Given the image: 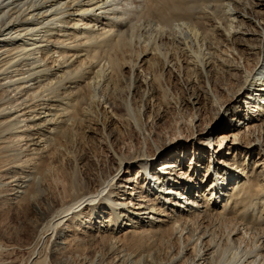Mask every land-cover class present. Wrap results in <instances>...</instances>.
<instances>
[{"label": "bare ground", "instance_id": "1", "mask_svg": "<svg viewBox=\"0 0 264 264\" xmlns=\"http://www.w3.org/2000/svg\"><path fill=\"white\" fill-rule=\"evenodd\" d=\"M177 1L183 5L184 0ZM227 1L235 14L224 11V33L221 26L202 28L200 18L193 23L187 14L174 19L176 0H0V219L5 207L16 206L25 213L32 238L47 243L42 251L38 245L32 248L27 264H71L70 259L112 264L113 255L118 262L150 264L160 249L182 241L183 252L162 264H264V141L251 140L252 133L264 131V0ZM145 18L167 38L150 49L146 45L133 63L128 42ZM188 19L201 32L207 53L193 51L190 37L166 32ZM167 42L177 52L161 63L172 65V75L188 74L189 98L180 99V106L193 122L198 116L197 145L210 158L202 164L204 172L202 157L185 170V146L173 148L182 143L176 128L174 136H161L169 102L160 92L161 75L155 67ZM229 49L237 55L231 57ZM219 73L237 81L232 90L215 80ZM136 102L140 118L131 106ZM153 106L158 113L155 130L143 120L146 115L151 119ZM97 116L105 136L94 128ZM132 132L144 137L147 148L123 153L125 141L119 136L133 139ZM91 134L108 142L113 154L101 178H87L88 185L80 190L61 158L76 136L89 139ZM257 150L256 163H247ZM52 170L63 175L69 202L45 197ZM7 230L0 228L5 239L0 256L7 252L11 257L20 247L31 250L30 243L12 242ZM236 244L234 256L222 261ZM1 261L14 263L11 258Z\"/></svg>", "mask_w": 264, "mask_h": 264}, {"label": "rangeland", "instance_id": "2", "mask_svg": "<svg viewBox=\"0 0 264 264\" xmlns=\"http://www.w3.org/2000/svg\"><path fill=\"white\" fill-rule=\"evenodd\" d=\"M177 2L178 1L176 0L175 4L173 3V5H176V8H173L171 11V14L172 13L173 14L172 15L170 14L174 19H178V17L179 18L180 17L186 18V16H187V17L191 18V21L193 23H197L199 21L198 18H200L202 28H206L205 26H207L209 28L221 26L222 29H221V27L218 29H221L222 32H224V33H225V31H224L225 25L224 24H226L225 19L227 16V15L223 16L224 13L226 14V12H224V11H227L229 14H235V12L233 10L231 12H229V9H232V7H229V5H228L229 1H227V0L226 1H217V2L212 1V0L211 1H208V0H184L182 2L183 5L179 2H178V4H179L178 5ZM185 6H186V8H185ZM225 6L227 8H225ZM190 7H192V8H190ZM182 8L184 10H182ZM193 8H195V9H193ZM187 11L188 12L192 11V12L188 13ZM183 12H186V13H183ZM196 14H197V16H196ZM181 15H183V16H181ZM184 15H186V16H184ZM192 16H193V18H192ZM233 17H234V15H233ZM195 18H196V20H195ZM220 18L223 20H221ZM149 19L148 18L141 19V21L136 26V29L134 30L135 35H133V37L128 42L129 46H127V48L130 50L129 51L130 52L129 59L132 60L133 63H135V61L137 60L136 59L137 53L144 51L146 45H148V49H150L151 47H154L156 43L159 44V39L161 38L160 32H158L159 28L157 27L155 22H153L151 19L150 20ZM189 20L190 19H188V21L183 20L182 22L180 21L179 23L175 22V27L172 26L175 29H173L172 27L167 28L166 30H168V31H166V32L169 33L170 31H172L173 33L177 34V36L182 34V35H185V37H188V38L190 37L188 40H193V43L191 44V46H193V51L202 52V54H203V52L207 53L206 46L204 47L201 45L202 44L201 32L193 29V27L190 25L191 22H189ZM234 22H237V19ZM212 23H213V26H212ZM204 24H206V25H204ZM218 31H219V34L222 33L220 30H218ZM238 31H240V30H238ZM231 32L233 34L234 30L232 29ZM215 34H217V33H215ZM211 36L212 35L209 34L208 39L213 40V38ZM228 37L226 34V38H228ZM165 38H167V37L164 36V38H161V39H165ZM168 43H169V45H168ZM165 44H164V46H161V52L163 54H162L161 59H160V57H159V59H157L159 61V63L155 67L157 73H160V75H161L160 80L162 81V83L160 84V86H161L160 92L162 91L161 94H164V95L166 94L167 102H169L168 103L169 106L167 108L168 112L166 114L165 121L163 122V124H161L162 126H160L161 127V136L163 139H165L166 137H169V136H174L173 128H176L178 130V132L181 133V135H178V136L180 137V140L182 139V141H181L182 143L175 145L173 148L176 149V148H178L176 146H182V145L185 146L184 148L181 149V152H182V158L181 159L183 160V163L185 164V170L187 172H189L191 170V168H193L195 166L194 164L196 163V159L200 160L202 157L203 162L202 163L199 162L201 164V166H202V164L208 163L210 161V158H208L209 152H207V154L204 156L203 153L201 152L202 148L197 145L198 142H200L199 141V133L200 132L198 133L197 127H195L196 122H198V120H199L198 116H196V114L194 115L195 121L193 122L192 118H186V115L182 111V107L180 106V99L189 98V92L187 91V89L185 87V83L187 81L185 78L188 74H186L183 71L181 73V77H178L179 74L175 73L176 72L175 71L172 75V72H173V71L171 72L172 65L170 64L169 67H167V66L163 67V65L161 63V62H163L165 56H168V59L169 58L171 59L172 56L175 57L176 52H177V47L174 44L172 45L171 42H167ZM224 48H225V46H224ZM230 50L231 49H229V53H231V57L237 55L236 51H233V50L230 51ZM192 54L195 57L193 52H189V55H192ZM223 57H225V55H223ZM162 58H163V60H162ZM180 58H182V57H180ZM183 59L184 58H182V60ZM160 65H162V66H160ZM241 69L244 71L243 59L241 60ZM125 70H127L126 75H129L128 73L130 71L128 70V67L125 68ZM137 73L144 74V71L142 68H138ZM174 75H175V79L173 77ZM218 75L221 76V79ZM215 80H217V82L220 85H222L223 88L225 87L224 90H226V89L228 90V88H229V90H232L234 88V86L236 85V82H237L235 79L234 80L226 79L224 74L222 75V73L217 74V77L215 76ZM221 80L222 81L224 80L223 81L224 83H222ZM230 81H231V85L229 84ZM257 84H259V81H257ZM205 85H206V90L210 91V86H208V84H205ZM126 89H127V87H126ZM159 97H161V96H159ZM204 97H205V95L203 96V98ZM241 102H242V100L239 99L236 102L235 106H237ZM138 103L139 102L133 103V104H131V106L135 112V115L140 118V115H139L140 114V106H139L140 103L139 104ZM155 103H157V101H155ZM152 105H154L153 101H152ZM155 109H156L155 106H153L152 111L150 113L151 119L147 118L148 117L147 115H146L147 117L143 116L144 117L143 120L150 122V126H153V130H155V128H156L155 118H157V116H158V113H156L157 110H155ZM97 112L98 111H96L95 113L97 114ZM145 117H146V119H145ZM209 117H213V116L209 115ZM209 117L208 116L204 117L205 118V124L209 120ZM97 118H98V116L96 117V125H94V128L97 129L100 134L104 135V132L102 131L101 125H98L99 123L97 121ZM99 118L101 119L100 123H104V121H102V117L100 116ZM116 118H117V116H115V119ZM116 120L118 122V125L121 128H123L124 125H123L122 121L119 118H117ZM93 123H95V122H93ZM140 123H142L141 119H140ZM199 125H200V122L197 123V126H199ZM241 125L244 126L243 131H245V129H246L245 123H243ZM120 127H118L119 130L121 129ZM192 128L195 131L192 130ZM219 129H220V127H217L214 130L213 139L215 138V140L217 138V135L220 133ZM134 133H133V135L135 137L133 136L134 137L133 139L130 138V136H128V135L125 136V134H123V133H122V135L119 136V138L122 141H125V146H123V153L124 152L128 153L129 150L131 151V153H134L136 148L139 149V148H142L143 146L145 147V149L147 148L146 145H144V142H145L143 140L144 137L139 136V133H135V134ZM126 134H128V133L126 132ZM148 134L149 133L147 132L145 136L147 137ZM259 137H261L260 142H259ZM87 138H88V136H86V135L76 136L73 139V141L70 144H68L66 148H64V152L66 153V155H65V157L63 156L61 158L62 159L61 165L63 166V168H65L70 175H71V173H72V176L75 174L73 176V179H74V181L77 180V182H75V183L79 186V188H81L80 190H82L85 186L88 185L87 181L89 178L92 179L93 182H95L96 180L98 181L101 178L102 169L103 170L106 169L105 163H107L109 161V159L112 157V154H113L112 152L109 151L110 144L108 142L106 143L105 141H102V140L99 141L100 138L98 136L94 137V135H92V134H91V137H89V139H87ZM251 140L257 141V143L262 144L264 141V131H262V132L256 131L255 133H252L251 134ZM68 147H69V149H68ZM119 148H121V147H119ZM217 148H218V146L216 145L215 149H217ZM175 149H173L170 152V154L173 151H175ZM209 149H211V148H209ZM213 149H214V146H212L211 154L213 153L212 152ZM205 150H208V148L207 149L205 148ZM253 156H255V157H253V159H251V161H249V160H245V161L247 163H251V164L254 161L256 163V160H258L257 157L259 156L258 150L255 154H253ZM261 157H262V155H260L259 158H261ZM68 158H70L71 160L69 159V161H68ZM251 158H252V156H251ZM82 159H85V160L83 161ZM94 159H96V160H94ZM98 164L101 166H99ZM197 167H199V166H196V169H197ZM204 169H205V167L202 166L201 171L203 170V172H204ZM203 172L200 174L203 175ZM50 173H51L52 177L49 180V182L46 184L47 192H45V197L47 199H50L51 195H53L52 198H56L57 200L59 199L58 202H60V204L69 202L70 198L69 197L67 198V194L65 193V190L63 187L64 185L66 186V183L63 181L64 180L62 177L63 175L57 174L53 170L50 171ZM55 174H57V175H55ZM63 183H65V184H63ZM63 191H64V193H63ZM60 193H62V195ZM121 198H123V197L119 196V198H117V200L120 201V200H122ZM17 210L18 209L16 208V206L13 208L5 207L4 217H2L0 219V228L4 227V228H6V230L9 228L7 230V234H8L7 236H9V238L12 242H16L19 245H20V243H21V245H23L25 243L32 244L30 246L31 250L28 251L27 249L20 247L19 248L20 250H17L16 252H14V254L11 257H10V255H8L7 252H4L3 253L4 255L1 254L0 260H2L1 262H4V261H9V259L11 258L14 260L13 264H25V263L27 264V260L29 259V256L32 254V248L34 249V246L38 245L39 247L37 249L39 251H42V248H43V250L46 248L44 243L45 244H47V243L44 240L43 241L40 240V238H36L37 240L32 238V233L29 231V229H27L26 222L24 220L25 213L22 210H18L19 212H21V213H19ZM105 226L106 227L109 226V223H107ZM106 227H103L102 231H108L109 228H106ZM220 234L222 235V232ZM0 240H1L0 241L1 243L5 242V239L0 238ZM39 240L41 241V243ZM182 242H184V241H182ZM182 242L181 243L180 242H174L173 244H169L170 247H168L169 245H167V246L163 247L162 249H160V251L158 253L157 261L155 260V261H153L155 263H153V262H151V263L152 264H162L163 262H165L164 260H167L170 255H174L176 253L178 254L180 252H183L182 249L184 248V246L186 244L182 243ZM220 242H221L222 248H226V244H225L224 240L219 241V243ZM237 245L238 244L233 245L232 247L230 246L228 251H226V253L224 254V259L222 261L228 260L229 258L234 256L235 251H238L237 248L239 245L238 246ZM113 257H114V261L112 264H124V263L130 264L128 262L123 263L121 261H119L120 262L119 263L118 260L120 258L119 257L117 258V255H113ZM190 262H191V260L188 261L186 264H188ZM70 263L71 264H87L86 262L85 263L81 262V260H79V259H70ZM140 264H144V263H140Z\"/></svg>", "mask_w": 264, "mask_h": 264}]
</instances>
